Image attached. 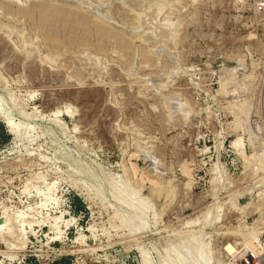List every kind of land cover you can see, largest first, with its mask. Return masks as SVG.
<instances>
[{"label":"rangeland","instance_id":"1","mask_svg":"<svg viewBox=\"0 0 264 264\" xmlns=\"http://www.w3.org/2000/svg\"><path fill=\"white\" fill-rule=\"evenodd\" d=\"M263 2L0 0V264H264Z\"/></svg>","mask_w":264,"mask_h":264},{"label":"bare ground","instance_id":"2","mask_svg":"<svg viewBox=\"0 0 264 264\" xmlns=\"http://www.w3.org/2000/svg\"><path fill=\"white\" fill-rule=\"evenodd\" d=\"M69 1V0H68ZM71 1V0H70ZM84 1H87V0H84ZM129 1V0H128ZM141 1V0H140ZM144 1V0H143ZM67 2V1H66ZM90 2V1H89ZM125 2H126V0H125ZM134 2V1H133ZM132 2V3H133ZM91 3V2H90ZM135 3V2H134ZM166 3V2H165ZM136 4V3H135ZM138 4V3H137ZM141 4V3H140ZM167 4V3H166ZM93 5H95V4H93ZM130 5V4H129ZM147 5H149V4H147ZM161 5V4H160ZM159 5V6H160ZM127 6V5H126ZM138 6H139V4H138ZM150 6V5H149ZM161 6H163V5H161ZM160 6V7H161ZM137 8V7H136ZM152 8V7H151ZM164 8H165V6H164ZM132 9H133V7H132ZM135 9V8H134ZM139 8H137L136 10H138ZM153 9H156V8H153ZM158 9V8H157ZM159 9H161V8H159ZM158 9V10H159ZM141 10L142 11H144L145 12V10H144V8L142 9L141 8ZM149 10V9H148ZM155 11H157V10H153V12H151V14L152 13H154ZM161 11H163V10H161ZM58 12V11H57ZM139 12V11H138ZM141 12V11H140ZM142 13V12H141ZM157 13V16L160 14V11L159 12H155L154 14H156ZM54 14H56V13H54ZM58 14H60V13H58ZM51 15V14H50ZM57 15V14H56ZM149 15V14H148ZM49 16V15H48ZM65 16V15H64ZM56 16H54V18H55ZM60 17V16H59ZM53 18V17H52ZM100 18V17H99ZM145 18H146V16H145ZM58 19V18H57ZM174 27V26H173ZM172 28V27H171ZM168 33V32H167ZM175 37V36H174ZM171 98V97H170ZM176 98V97H175ZM172 99V98H171ZM173 100V99H172ZM167 102V101H166ZM174 102V101H173ZM170 106H172V105H170ZM179 107V106H178ZM177 107V108H178ZM170 108V107H169ZM172 108V107H171ZM170 108V109H171ZM169 110V109H168ZM170 111V110H169ZM174 111V110H173ZM172 111V112H173ZM170 113V112H169ZM176 112H174V114H175ZM178 113V112H177ZM179 114V113H178ZM173 115V114H172ZM171 115V116H172ZM170 116V117H171ZM7 117V116H6ZM6 117H4V118H6ZM6 121V120H5ZM8 125V127H9V130H10V132L12 133V135H14L15 137H17V138H19V132H21V131H19V129H20V125H14L13 123H12V121L10 120V119H8V117H7V123H6V126ZM21 136V135H20ZM21 139V138H20ZM238 144H239V141H236L235 142V146L237 147L238 146ZM126 190V189H125ZM127 192V191H126ZM171 192H173V191H171ZM125 193V192H124ZM126 195V194H125ZM175 195V194H174ZM138 196V195H137ZM172 196H173V194H172ZM134 197V196H133ZM261 197H264L263 196V194L262 193H258L257 195H256V198H261ZM130 198V197H129ZM132 198V197H131ZM130 198V199H131ZM169 198H171V196H169ZM134 201V200H133ZM145 201V200H144ZM128 202V201H127ZM143 203V202H142ZM133 205H135V204H133ZM138 205V204H137ZM134 207V206H133ZM55 221H57V220H55ZM54 222V221H53ZM57 224V223H56ZM54 225H55V223H54ZM56 226V225H55ZM54 226V227H55ZM185 243H187V242H185ZM196 245V244H195ZM200 246V245H199ZM185 247V246H184ZM202 247V246H201ZM182 248V247H181ZM187 248V247H186ZM191 248H192V246H191ZM197 248L199 249V247L197 246ZM207 248V247H206ZM179 249V248H178ZM202 249H204L203 247H202ZM189 250V249H188ZM196 251H197V249H195ZM180 251V250H179ZM178 251V253H180ZM204 251H205V249H204ZM204 251L203 250H201V251H197L198 252V255H197V264H205V263H207V257H208V255H207V257L205 256L206 254V251H205V253H204ZM182 252V251H181ZM201 252V253H200ZM203 252V253H202ZM185 254V253H184ZM203 254H205V255H203ZM208 254V253H207ZM210 254V253H209ZM189 255V254H188ZM181 256V255H180ZM190 256V255H189ZM210 256V255H209ZM249 257L251 258V255H249ZM183 258V257H182ZM188 258V257H187ZM191 258V257H190ZM189 258V259H190ZM194 259V258H193ZM209 259V258H208ZM195 260V259H194ZM167 261V260H166ZM173 261V260H172ZM191 261H193L192 259H191ZM170 262V261H169ZM194 262V261H193ZM165 263V262H164ZM174 263V262H173ZM176 263V262H175ZM186 263H187V261H186ZM178 264V263H177ZM182 264H184V263H182ZM187 264H189V263H187Z\"/></svg>","mask_w":264,"mask_h":264},{"label":"built area","instance_id":"3","mask_svg":"<svg viewBox=\"0 0 264 264\" xmlns=\"http://www.w3.org/2000/svg\"><path fill=\"white\" fill-rule=\"evenodd\" d=\"M257 11L264 13V2L257 3Z\"/></svg>","mask_w":264,"mask_h":264},{"label":"trees","instance_id":"4","mask_svg":"<svg viewBox=\"0 0 264 264\" xmlns=\"http://www.w3.org/2000/svg\"><path fill=\"white\" fill-rule=\"evenodd\" d=\"M3 131H4V130H3ZM4 136H5L7 139L10 138V136L8 135V133L5 132V131H4ZM76 200H77V199H76ZM56 264H66V263L64 262V259H62L61 261H58ZM67 264H69V263H67Z\"/></svg>","mask_w":264,"mask_h":264}]
</instances>
